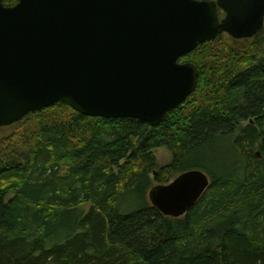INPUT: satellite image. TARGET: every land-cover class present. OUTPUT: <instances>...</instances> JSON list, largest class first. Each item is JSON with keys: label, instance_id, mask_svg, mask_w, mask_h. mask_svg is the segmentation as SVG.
Listing matches in <instances>:
<instances>
[{"label": "trees", "instance_id": "obj_1", "mask_svg": "<svg viewBox=\"0 0 264 264\" xmlns=\"http://www.w3.org/2000/svg\"><path fill=\"white\" fill-rule=\"evenodd\" d=\"M223 34L179 59L196 87L154 126L62 102L4 126L0 264H264V22L245 48ZM189 169L208 187L163 215L149 189Z\"/></svg>", "mask_w": 264, "mask_h": 264}, {"label": "water", "instance_id": "obj_2", "mask_svg": "<svg viewBox=\"0 0 264 264\" xmlns=\"http://www.w3.org/2000/svg\"><path fill=\"white\" fill-rule=\"evenodd\" d=\"M263 22L264 0H0V127L56 102L154 126L196 87L181 57L223 33L252 38ZM208 185L189 169L148 198L180 217Z\"/></svg>", "mask_w": 264, "mask_h": 264}, {"label": "rangeland", "instance_id": "obj_3", "mask_svg": "<svg viewBox=\"0 0 264 264\" xmlns=\"http://www.w3.org/2000/svg\"><path fill=\"white\" fill-rule=\"evenodd\" d=\"M223 39L225 42L231 46L237 47V48H245L247 47L252 39H232L227 34H223ZM263 55H264V47H263ZM13 131L12 127H3L0 128V136H4L6 134H9ZM154 156L157 162L158 168L161 166L166 165L171 160V152L166 147H159L154 150ZM153 178V177H152ZM173 179V178H172ZM171 179V180H172Z\"/></svg>", "mask_w": 264, "mask_h": 264}]
</instances>
